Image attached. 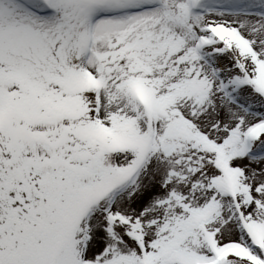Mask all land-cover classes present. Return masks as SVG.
Returning <instances> with one entry per match:
<instances>
[{
	"label": "snow or ice",
	"instance_id": "6c2138e0",
	"mask_svg": "<svg viewBox=\"0 0 264 264\" xmlns=\"http://www.w3.org/2000/svg\"><path fill=\"white\" fill-rule=\"evenodd\" d=\"M0 264H264V0H0Z\"/></svg>",
	"mask_w": 264,
	"mask_h": 264
}]
</instances>
